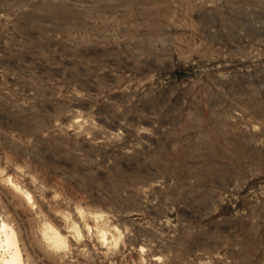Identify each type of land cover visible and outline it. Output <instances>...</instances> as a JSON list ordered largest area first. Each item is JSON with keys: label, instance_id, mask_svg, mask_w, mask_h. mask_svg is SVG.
Here are the masks:
<instances>
[{"label": "rangeland", "instance_id": "rangeland-1", "mask_svg": "<svg viewBox=\"0 0 264 264\" xmlns=\"http://www.w3.org/2000/svg\"><path fill=\"white\" fill-rule=\"evenodd\" d=\"M1 223L23 264H264V0H0Z\"/></svg>", "mask_w": 264, "mask_h": 264}, {"label": "bare ground", "instance_id": "bare-ground-1", "mask_svg": "<svg viewBox=\"0 0 264 264\" xmlns=\"http://www.w3.org/2000/svg\"><path fill=\"white\" fill-rule=\"evenodd\" d=\"M54 241L60 243L58 236L54 237ZM0 252V264H23L13 229L8 228L6 223L0 224Z\"/></svg>", "mask_w": 264, "mask_h": 264}]
</instances>
